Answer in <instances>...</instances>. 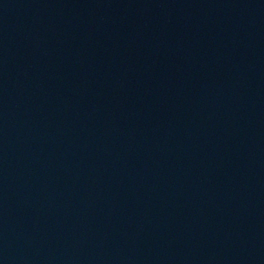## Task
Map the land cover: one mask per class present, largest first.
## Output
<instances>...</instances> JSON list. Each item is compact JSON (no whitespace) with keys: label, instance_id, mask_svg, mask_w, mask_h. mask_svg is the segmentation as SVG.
Returning <instances> with one entry per match:
<instances>
[{"label":"water","instance_id":"water-1","mask_svg":"<svg viewBox=\"0 0 264 264\" xmlns=\"http://www.w3.org/2000/svg\"><path fill=\"white\" fill-rule=\"evenodd\" d=\"M0 264H264V0H0Z\"/></svg>","mask_w":264,"mask_h":264}]
</instances>
